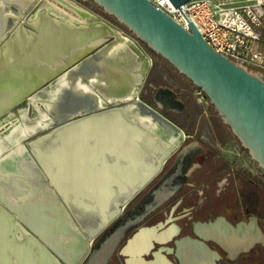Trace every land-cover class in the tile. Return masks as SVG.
<instances>
[{
    "label": "water",
    "instance_id": "95a60500",
    "mask_svg": "<svg viewBox=\"0 0 264 264\" xmlns=\"http://www.w3.org/2000/svg\"><path fill=\"white\" fill-rule=\"evenodd\" d=\"M0 1L5 4L4 0ZM80 1L93 3L201 90L242 149L264 170L263 74L217 54L193 24L189 25L190 32L182 29L147 0ZM169 1L179 8L192 0ZM1 3L0 50L15 34L20 22L30 27L27 21L33 19L43 0H38L18 19L6 14ZM74 25L82 26L77 21ZM107 30L110 37L98 29L58 28L50 18L43 17L42 24L36 29V40L28 50H21L19 67L7 68L0 75V130L19 118L20 113L29 107V96L44 84L28 65L43 64L54 68L67 62L59 72L68 69L62 77L69 83L59 90L52 102L50 122L21 141L26 146L24 163L30 175L27 180L35 185L29 192L32 195L37 192L48 200L42 202L40 211L28 218L19 206L10 202L4 191L12 190L6 181L10 177L0 173V264H79L86 253V243L92 242L115 221L104 232L100 248L84 263L105 264L125 234L139 224V220L128 219L123 223L122 219H116L159 173L170 153L183 140L177 122L139 95L150 60L137 44L115 35L111 27L107 26ZM104 37H107L106 41L95 45ZM121 44L125 46V54L132 57L131 63L138 66L132 72L119 73L109 65L111 51ZM144 57L146 65L142 64ZM123 79L131 81L130 86L123 87ZM77 84L87 89H76ZM95 85L100 88L96 89ZM175 105L181 108L182 101L176 100ZM126 115L133 121L128 122ZM144 138L147 141L142 145ZM103 151L108 154L116 152L117 157L138 163L139 185L130 187V197L121 202H110L115 195L111 187L83 186L85 176H98L97 172L89 171V164H95ZM150 153L153 164L143 173L144 160ZM11 165L13 170L17 168L16 163ZM4 182L7 184L5 188ZM103 191L108 194L105 200L89 204L70 202V195L97 198V193ZM116 191L125 193L128 189L117 187ZM167 196L163 194L156 206ZM71 207L83 208L90 216L69 218L67 214H71ZM55 212L58 219L52 217ZM96 213L101 215L100 219L94 218ZM149 232V229H141L128 241L127 248L145 244ZM18 234L20 239L14 240ZM254 241L251 240L249 245Z\"/></svg>",
    "mask_w": 264,
    "mask_h": 264
},
{
    "label": "flooded vegetation",
    "instance_id": "af4514ba",
    "mask_svg": "<svg viewBox=\"0 0 264 264\" xmlns=\"http://www.w3.org/2000/svg\"><path fill=\"white\" fill-rule=\"evenodd\" d=\"M37 2L30 3L21 15L28 13ZM78 4L82 7L78 9L80 17L89 20L88 13L93 11V3L78 0ZM57 8L52 11L69 16L66 8ZM46 12L48 15L44 16ZM43 17L56 16L43 8L42 3L32 19H40L35 33L42 24ZM130 41L137 44L151 62L139 95L177 122L183 133V140L170 153L159 173L127 204L116 219H122L123 223L128 219L139 220V224L125 234L105 264H264V170L251 160L215 111L214 114L225 128L227 136L232 138L236 151L225 150L228 144L222 130L214 128L209 136L185 134L182 115L186 117L187 126L190 123V113H187L186 104L183 103L181 108L175 105L176 100H182L181 85L166 84L168 76L164 69L156 66L158 60L170 65L162 59L153 58L134 37ZM146 58L142 59L143 65L147 64ZM67 70L50 76L29 97L32 98L50 86L65 75ZM177 74L179 75L178 72ZM179 77L182 78L181 75ZM157 80L161 81L153 89L150 84ZM52 108L47 112L50 119L49 111ZM191 109L197 110V106ZM25 111L30 118L38 114L37 110L30 109V105ZM43 127L44 125L37 126L32 134ZM166 151L167 147L164 153ZM163 194L168 196L156 206ZM114 222L92 242L86 243V253L79 264L86 263L100 248L99 242L104 232ZM141 229L150 230L145 244L128 249V241ZM251 240H255L253 245H249ZM202 257L205 258L204 261Z\"/></svg>",
    "mask_w": 264,
    "mask_h": 264
},
{
    "label": "crops",
    "instance_id": "0c3cea01",
    "mask_svg": "<svg viewBox=\"0 0 264 264\" xmlns=\"http://www.w3.org/2000/svg\"><path fill=\"white\" fill-rule=\"evenodd\" d=\"M7 14H9L8 11H7ZM88 14L90 16L89 17L90 21L83 19L82 17H80V15H77L84 21L86 22L89 21L88 23H85L82 26L86 29L102 30L106 34L107 37H110V34L108 33V30H107V26L108 27H111V26L108 25L103 20L93 19L94 16L91 14V12H89ZM50 19L54 22L56 26L58 25L56 24L57 21H55V20H58L56 17H53ZM107 37L100 38L97 41L99 42H103L104 40L106 41ZM28 49H24V50H28ZM7 68H10V67H7ZM7 68H5L2 71V73H4ZM160 81L161 80H157L155 83L152 82L150 84L151 87L154 89L156 85L160 83ZM166 84H168L169 86L177 85V84L181 85V88H182V100L181 101H182V104L183 103L186 104V107L188 108L187 113H190L189 114L190 123L187 126H186V117L185 115L184 116L182 115V125L184 126L185 134L199 133L200 136L201 135L209 136V134H212V131L215 128L214 126L217 125L224 132V139L226 143L228 144L225 150L236 151L233 145L232 138L230 139L229 136H227V133L225 132V128L222 126V123L217 118V116L214 114V112H208L207 111L209 110L208 106H206L202 110L199 104L196 103L195 98L193 97V94H192V91L195 89V87L186 78L182 76V82H180L179 80L178 81L168 80ZM193 106L195 107L197 106V110H194V109L192 110L191 108H193ZM125 118L128 122L133 121L132 118L128 115H126ZM146 141H147L146 138H144L142 145H145ZM222 152H224V150ZM115 153L116 152L114 153L112 152L108 154V152L106 151L105 152L103 151V153H100L96 163L89 164V168H90L89 171L97 172L98 176H92V175L91 176L89 175V177L85 176L84 177L85 182L83 183L84 184L83 186L94 187L97 185V186H100L102 189L103 188L107 189L108 187H111L115 191V195L110 199L111 203L121 202L123 199L129 198L131 195L130 187H137L140 181L139 175H136L137 173L140 172L139 168L137 167L138 163L135 160H134L135 162L130 159L124 160L122 156L117 157ZM4 156H5V152H2L0 154V159L4 158ZM85 158L88 159V157H85ZM24 161H25V156L24 154H22L17 158L16 161H14V163H16L17 165V168H15V170L12 169L13 166L10 164L8 166H4L3 168L0 167V173L2 174V176L10 177L6 181H8L7 183L10 185L12 190L10 192H7V190L4 189V191H6L5 192L7 195L6 197L10 200V202L19 206L21 211L24 213V215L29 218L32 216L33 213L40 211V208L42 207V204H43L42 202H47L48 200L37 192L33 195L30 194L29 191L32 190L31 187H35V185L34 183L32 182L30 183L27 180V178L30 177V175L27 170V165H25ZM152 164H153L152 154L150 153L149 156L145 158L144 160V166L142 167L143 173L147 171V167L151 168ZM55 171L56 169L54 167L53 172L55 173ZM5 183L6 182H4V185L2 183L4 188L6 187L5 185H7ZM117 187H125L128 189V191L125 193L124 192L119 193L118 191H116ZM8 193H12V195L14 196ZM15 195L17 196V198L15 197ZM54 195L56 196V194ZM84 195H89V194L85 193ZM91 195H96V194H91ZM97 195H99L98 196L99 198L98 197L97 198H86V197L75 198L73 195H70V202H83V203L89 204V203L105 200L104 197L108 194L105 193V191H103V192L97 193ZM57 198H59V196H57ZM51 201L54 202L52 198H51ZM70 212L71 214L70 213L67 214L69 218H72L73 216H77V215L81 216L82 218H86L90 216V214L85 212L83 208H79V207H71ZM93 216L96 219L101 218V215L99 213H96L95 215L93 214ZM52 217L55 219L59 218L56 212L52 214ZM16 238L19 240L20 235L19 234L15 235L14 240H16ZM7 255L9 254L7 253ZM13 262L15 263V261Z\"/></svg>",
    "mask_w": 264,
    "mask_h": 264
},
{
    "label": "built area",
    "instance_id": "2783aa9c",
    "mask_svg": "<svg viewBox=\"0 0 264 264\" xmlns=\"http://www.w3.org/2000/svg\"><path fill=\"white\" fill-rule=\"evenodd\" d=\"M147 1L182 29L190 32L189 25L193 24L217 54L264 75V0H241L237 7L229 6L226 0H192L179 8L169 0ZM73 5L82 9L79 4ZM106 18L115 21L107 15ZM195 97L198 104H209L201 90H197Z\"/></svg>",
    "mask_w": 264,
    "mask_h": 264
},
{
    "label": "bare ground",
    "instance_id": "6f19581e",
    "mask_svg": "<svg viewBox=\"0 0 264 264\" xmlns=\"http://www.w3.org/2000/svg\"><path fill=\"white\" fill-rule=\"evenodd\" d=\"M4 1H15L18 2L23 11H25L30 3L38 0H4ZM2 1H0L1 3ZM1 7L7 14V7L5 4L1 3ZM60 7V9L66 8V11L69 16H63L62 14L58 13L57 11H52L53 8ZM43 8L48 11H51L53 15L56 16L58 20L56 24L57 26H63L68 29H79V30H88L83 26H75L74 22H80L81 25L88 23L89 21H84L79 16V11L77 8L74 7L73 4L66 2L65 0H43ZM58 9V8H57ZM47 13V14H46ZM44 13L48 15V12ZM21 17V16H20ZM15 17V18H20ZM40 20V19H39ZM38 18L35 20L27 21V24L30 27L22 25L20 22L15 34L13 37L4 45L2 50H0V75L3 74L2 71L7 67H19V59L21 57V50L28 49L33 44L34 40L36 39L35 28L38 25ZM92 21V20H91ZM115 35L122 37L126 41L130 42L128 38H126L121 32L117 31L116 29L112 28ZM14 40V41H13ZM100 43L97 41L95 45ZM124 44H121L115 47L110 55H109V65L114 67L116 71L119 73L121 72H132L138 68L137 65H133L131 63L132 57H128L124 50ZM107 60V61H108ZM67 62H63L60 65H57L54 68H48L43 64L38 65H28L31 67L34 72L38 75L42 82H45L50 76L56 74L60 68H63ZM140 76L136 78L138 80ZM124 80V79H123ZM122 80V86L127 87L130 86L131 81ZM121 82V81H120ZM69 83L65 80V78H59L55 82H53L50 86L45 88L44 90L38 92L30 99V109L32 111H38V114L33 115L31 118L26 115V111L20 113L19 118L11 121L8 126L3 127L0 130V154L5 152L4 158L0 159V167L8 166L13 164L17 158L24 154L26 151V146L21 144V141L26 139L28 136L32 134V132L37 128V126L47 125L50 122V117L48 116L47 112L52 106L53 100L57 96L59 90L63 87L68 86ZM75 88H83L87 89L86 86L82 87L81 85L77 84ZM96 89L100 87L95 85Z\"/></svg>",
    "mask_w": 264,
    "mask_h": 264
},
{
    "label": "rangeland",
    "instance_id": "374dc122",
    "mask_svg": "<svg viewBox=\"0 0 264 264\" xmlns=\"http://www.w3.org/2000/svg\"><path fill=\"white\" fill-rule=\"evenodd\" d=\"M71 3H75L78 4V0H69ZM241 0H226V3L229 6H239L241 4L240 2ZM5 5L7 7V11L9 13L10 16L12 17H19L21 15V12L23 11L21 5L18 2L15 1H5ZM91 8L93 9V11H90L91 14L94 16L95 19H99V20H103L104 22H106L108 25H110L112 28L117 29L118 31L122 32L123 35L128 38L129 40H132V38L134 37L131 33H129L126 29L123 30V28L120 27V25L113 20H110L109 18H106V15L99 9V8H95V6H93V4L91 5ZM62 9V8H61ZM10 26H12V22L10 21ZM160 66L162 69H164V72L166 73V75L168 76L169 80H179L180 82H182V78L179 77V75L177 74V71H175L171 66H167L166 64H164L163 61L158 60L156 66ZM164 65V66H163ZM198 89H194L192 91L193 97H195L196 93H197ZM209 103V102H208ZM200 108L203 110L207 105H200ZM209 110H207L208 112H214L213 107L211 106V104H208ZM201 110V111H202ZM216 129H218V131H221L222 129H220V127H218L217 125L214 126ZM252 162V161H251ZM264 178V176H263Z\"/></svg>",
    "mask_w": 264,
    "mask_h": 264
},
{
    "label": "trees",
    "instance_id": "16d2710c",
    "mask_svg": "<svg viewBox=\"0 0 264 264\" xmlns=\"http://www.w3.org/2000/svg\"><path fill=\"white\" fill-rule=\"evenodd\" d=\"M145 47V46H144ZM146 48V47H145ZM147 49V48H146ZM147 51L152 55L153 58H156V59H161L160 57L156 56L155 54H153L152 52H150L148 49Z\"/></svg>",
    "mask_w": 264,
    "mask_h": 264
}]
</instances>
